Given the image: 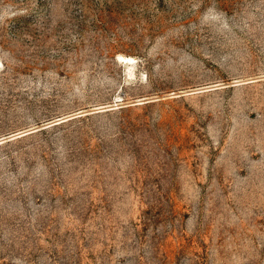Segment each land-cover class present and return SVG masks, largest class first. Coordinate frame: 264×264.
Masks as SVG:
<instances>
[{"label": "rangeland", "instance_id": "1", "mask_svg": "<svg viewBox=\"0 0 264 264\" xmlns=\"http://www.w3.org/2000/svg\"><path fill=\"white\" fill-rule=\"evenodd\" d=\"M0 264H264V0H0Z\"/></svg>", "mask_w": 264, "mask_h": 264}]
</instances>
